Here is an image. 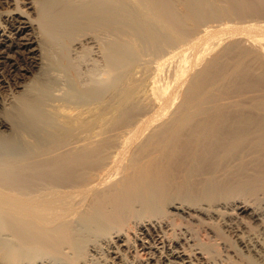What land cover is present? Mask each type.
<instances>
[{
	"label": "bare ground",
	"instance_id": "bare-ground-1",
	"mask_svg": "<svg viewBox=\"0 0 264 264\" xmlns=\"http://www.w3.org/2000/svg\"><path fill=\"white\" fill-rule=\"evenodd\" d=\"M0 5V264H264V0Z\"/></svg>",
	"mask_w": 264,
	"mask_h": 264
},
{
	"label": "rangeland",
	"instance_id": "rangeland-1",
	"mask_svg": "<svg viewBox=\"0 0 264 264\" xmlns=\"http://www.w3.org/2000/svg\"><path fill=\"white\" fill-rule=\"evenodd\" d=\"M6 8H5V6L3 7V5H0V12H2L3 10H5ZM230 23V22H229ZM228 23V24H229ZM232 24H233V22H232ZM211 25H216V23H213V24H211ZM256 25H260V27H262V28H264V22H260V23H256ZM175 60H176V58H175ZM170 61H172V62H175L174 61V59L173 60H170ZM172 62H169L168 63V65L170 64L171 65V63ZM172 64H174V63H172ZM2 69H6V68H2ZM168 74V72H166V75ZM170 75H168L169 76V78H170V76H172L171 74V72L169 73ZM172 78H173V76L170 78L171 80H172ZM197 230H198V232L196 233V236H197V239L199 240L198 242H202L203 241V244H205V243H207L206 245H211V247L212 246H214V249H218L217 247H218V245H215L216 243L217 244H220V241L218 240V241H216L215 242V244H214V241H213V239H209V237L208 236H206V233L202 230V229H200L199 227H197ZM214 244V245H213ZM216 247V248H215ZM213 248V247H212ZM206 256L207 255H205V254H203V257H205L206 258ZM200 261V260H199ZM199 261H195V263L196 264H201V262H199Z\"/></svg>",
	"mask_w": 264,
	"mask_h": 264
}]
</instances>
